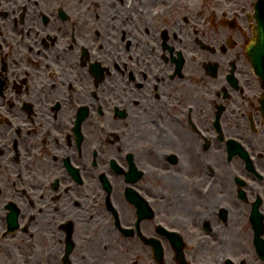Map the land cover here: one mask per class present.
Wrapping results in <instances>:
<instances>
[{"label": "flooded vegetation", "instance_id": "obj_1", "mask_svg": "<svg viewBox=\"0 0 264 264\" xmlns=\"http://www.w3.org/2000/svg\"><path fill=\"white\" fill-rule=\"evenodd\" d=\"M188 4L0 0V264H264L257 22Z\"/></svg>", "mask_w": 264, "mask_h": 264}, {"label": "rangeland", "instance_id": "obj_2", "mask_svg": "<svg viewBox=\"0 0 264 264\" xmlns=\"http://www.w3.org/2000/svg\"><path fill=\"white\" fill-rule=\"evenodd\" d=\"M189 2V4L185 7H178V10H192L194 11H203V10H207V13L209 11V20L207 23V27L205 26V28H211L210 31H213V28L215 27L213 24H211V18L213 17V15H211L210 11L213 12V10H216L217 12L219 11H223V10H227V11H232L234 8H237L238 6H244L245 11L247 12H252L253 11V2L255 0H187ZM203 16H194V22H198L200 19H202ZM195 24L194 27L192 26V28H195Z\"/></svg>", "mask_w": 264, "mask_h": 264}, {"label": "water", "instance_id": "obj_3", "mask_svg": "<svg viewBox=\"0 0 264 264\" xmlns=\"http://www.w3.org/2000/svg\"><path fill=\"white\" fill-rule=\"evenodd\" d=\"M255 9L259 25L256 29L257 37L249 46L248 52L256 71L264 78V0H257Z\"/></svg>", "mask_w": 264, "mask_h": 264}]
</instances>
